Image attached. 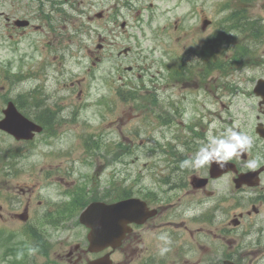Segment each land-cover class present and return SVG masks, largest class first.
Returning <instances> with one entry per match:
<instances>
[{
	"label": "rangeland",
	"instance_id": "374dc122",
	"mask_svg": "<svg viewBox=\"0 0 264 264\" xmlns=\"http://www.w3.org/2000/svg\"><path fill=\"white\" fill-rule=\"evenodd\" d=\"M88 1L93 2L94 9L97 0ZM230 1L183 0L176 5L175 0H134L135 7L140 3L146 5L149 2L153 3V7L144 11L140 19L144 26H146L144 22L150 21L149 34H159L163 38L162 41L153 36L146 39V44L158 43V45L156 50L146 54L147 60L142 63L148 68L147 75L151 77V79H148V76L145 77L144 82L150 85L153 83L157 85L156 87L162 86L163 77L159 79L158 76L161 73H156V70H163V67L161 68L160 62L157 61L159 59L157 55L162 54L165 46L181 63L184 61L192 66L196 60L195 56H198L196 52L204 46L203 40L212 28L200 30L202 18L206 16L208 19H216L215 22L218 24L222 21L221 17L227 16V8L236 6L232 1L229 6L222 7ZM32 4L34 3L31 2ZM222 8L224 9L221 10ZM245 8H248L250 15L259 17L264 24V0H254L249 7L246 5ZM131 11L134 14V9ZM202 13L205 16L201 17ZM179 14L182 15L183 23L181 32H173L169 36L159 29L165 22H172ZM147 18L148 21H146ZM101 24L98 20L89 23L90 33L97 31ZM33 39L35 34L24 36L18 51L13 55L10 54L9 57H6L2 50L10 47L0 44V117L7 100L15 101L20 96L27 100H22L23 107L20 110L32 119L39 108L32 105L31 96L43 98L45 103L43 106L52 105L53 108L65 103L70 96L75 98L72 99L73 101L80 95H83L81 100L86 99L87 93L94 101L102 96L108 100L111 99L106 97L112 94H108L103 77L110 70L112 58L105 57L99 60L101 62L92 63L84 54L86 51L84 49V51L81 50L82 55L77 62L73 57L77 46L61 45L54 47L53 51L50 47L49 51L47 48L32 45L30 41ZM94 39L96 40V36ZM114 47L117 46L114 45ZM114 47L110 49L113 50ZM221 47H226L225 50H220L223 53L221 56L231 53L229 45ZM258 51L259 56L264 58V43L259 45ZM190 57H192L191 60ZM87 66H91V69L87 70ZM150 73L155 75L151 76ZM260 76H264V64L253 67L238 66L226 72L212 69L205 83L209 88H212L210 85L213 84L214 89L210 91L209 98L214 101L203 102L202 95L193 94L199 92L198 90L191 91L190 98L184 101L187 104L191 103V99H195L197 108L205 107L206 116H201L202 127L199 129L207 130L208 136L219 133L225 122L238 123L239 120L244 119L248 122L254 116V103L252 97L250 99L247 94L241 92L247 93L254 83L253 80ZM109 77H116V75ZM110 82H114L113 86L119 83L116 78ZM83 86L85 91L79 94L78 89ZM189 86L182 82L177 85L172 84L169 90H161L157 97L160 98L163 106L169 99L178 102L183 99L184 94L189 93L185 91ZM234 87L235 91H232ZM151 107L155 109L158 106L151 105ZM104 108V104L98 107L102 111ZM207 111H210V114L207 115ZM195 112L188 107L182 117L179 115L172 117L173 124L178 128L170 125L168 129L159 125L158 117L153 116L152 113L143 112L145 113L143 114L142 111H137L130 105H119L120 118L113 125L115 130L113 131L112 128V136L114 137L113 133L116 132L120 136L127 135L132 139L130 148L132 153L119 160L116 156L113 159L114 152L103 153V149L94 154L87 153L80 139L75 136V134L80 136L85 134V126L80 123L71 125L69 129L59 124L55 126V134L59 132L58 135H48L44 132L35 135L30 141L18 142L0 131V264H10L8 260L11 259L12 254L6 251L13 250L19 245L32 244L26 232L28 228L38 233H45L51 244V250L72 247L75 241L85 242L84 230L77 221L79 208L73 207V210L65 215L56 212V202L69 200L70 195L67 192L78 189L80 185L88 188L86 191L88 197L93 194L106 197V194L117 193L125 187L136 193L152 191L161 200L173 198L172 201H174L179 191L178 189L168 191V185L165 184L164 179H174L180 171L172 168L176 156L172 155L171 159H168L170 154L165 149L170 150V148L166 146V142H171V149L178 155L173 146H180L179 141L175 138L171 140V138L173 135L184 136L188 132L185 130L187 123L198 118V115L191 117L190 120L186 115ZM93 113L95 110H89L87 115ZM172 115L173 113H170V116ZM93 120L96 122V118ZM111 120H116L114 109L109 110L106 116V122ZM109 137L111 135H103L102 141L105 145ZM21 189H25L24 193H21ZM26 203L29 205L27 221L13 219V213H21ZM65 216L68 217L64 218ZM6 254H9L8 259H5ZM53 258L51 253L46 257L37 256L31 252L28 264H53L51 262Z\"/></svg>",
	"mask_w": 264,
	"mask_h": 264
},
{
	"label": "flooded vegetation",
	"instance_id": "af4514ba",
	"mask_svg": "<svg viewBox=\"0 0 264 264\" xmlns=\"http://www.w3.org/2000/svg\"><path fill=\"white\" fill-rule=\"evenodd\" d=\"M12 1L2 0L5 6L1 5L0 9L9 46L18 49L21 38L30 31L37 33L43 46L57 47L72 42L75 46L81 45V40L72 39L69 32L75 26L72 0H34L32 9L24 8V0ZM17 20L29 21V24L17 26ZM79 32L81 27H74V33L81 35ZM259 102L257 97L255 121L264 131V104ZM254 126L249 129V136L256 143L259 167L239 168L234 164L232 171L227 162L222 169L224 173L215 178L209 176V165L193 167L173 185L179 191L174 201L159 204L157 200L146 199L157 213L143 223H130V230L119 245L88 250L87 232H83L85 242L75 241L72 247L69 244L66 249L52 250L54 263L88 264L102 259L98 264H264V138L254 134ZM183 150L182 154L188 153L186 148ZM246 157L242 152L241 159ZM193 177H198L200 187L191 185ZM222 179L228 184L225 196L208 200L211 187ZM175 209L176 214L171 217ZM162 234L169 237L170 244L159 240ZM164 247L169 250L161 254L160 249Z\"/></svg>",
	"mask_w": 264,
	"mask_h": 264
},
{
	"label": "water",
	"instance_id": "95a60500",
	"mask_svg": "<svg viewBox=\"0 0 264 264\" xmlns=\"http://www.w3.org/2000/svg\"><path fill=\"white\" fill-rule=\"evenodd\" d=\"M5 117L0 120V129L13 134L17 139H29L33 136L32 131H39L40 126L21 115L12 102H8L4 110ZM132 200L120 201L112 205L99 202L89 204L79 215V221L90 230L88 239L90 248L103 247L109 242H115L123 233L125 221L130 215L124 212L131 208ZM20 218L25 219L26 214Z\"/></svg>",
	"mask_w": 264,
	"mask_h": 264
},
{
	"label": "clouds",
	"instance_id": "9594fccd",
	"mask_svg": "<svg viewBox=\"0 0 264 264\" xmlns=\"http://www.w3.org/2000/svg\"><path fill=\"white\" fill-rule=\"evenodd\" d=\"M252 145V140L249 136L234 129H226L225 133L220 137L209 136L208 142L202 145L194 157L186 158L180 162L181 168H199L205 165L215 164L218 168H224L226 162L233 157L249 149ZM178 150L183 152V148L178 146ZM249 169L259 167L257 159L250 160L247 163ZM159 240L165 244H170V239L166 234L159 236ZM169 249L161 248V254H164Z\"/></svg>",
	"mask_w": 264,
	"mask_h": 264
},
{
	"label": "trees",
	"instance_id": "16d2710c",
	"mask_svg": "<svg viewBox=\"0 0 264 264\" xmlns=\"http://www.w3.org/2000/svg\"><path fill=\"white\" fill-rule=\"evenodd\" d=\"M80 200H81V199H80ZM80 200H78V198H77V201H76L75 203H76V204H80V205H82ZM83 205H84V204H83ZM31 234H34L33 231H32Z\"/></svg>",
	"mask_w": 264,
	"mask_h": 264
}]
</instances>
